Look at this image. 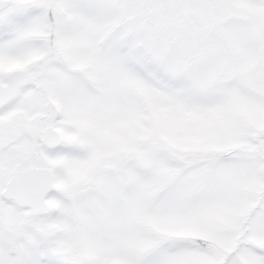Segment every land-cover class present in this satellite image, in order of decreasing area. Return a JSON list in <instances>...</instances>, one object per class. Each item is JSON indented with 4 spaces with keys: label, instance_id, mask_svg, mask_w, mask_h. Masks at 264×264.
<instances>
[{
    "label": "snow or ice",
    "instance_id": "obj_1",
    "mask_svg": "<svg viewBox=\"0 0 264 264\" xmlns=\"http://www.w3.org/2000/svg\"><path fill=\"white\" fill-rule=\"evenodd\" d=\"M0 264H264V0H0Z\"/></svg>",
    "mask_w": 264,
    "mask_h": 264
}]
</instances>
